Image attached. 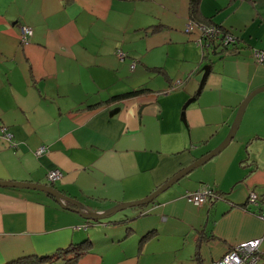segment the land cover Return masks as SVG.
<instances>
[{"label":"crops","instance_id":"crops-1","mask_svg":"<svg viewBox=\"0 0 264 264\" xmlns=\"http://www.w3.org/2000/svg\"><path fill=\"white\" fill-rule=\"evenodd\" d=\"M188 4L0 0V181L52 186L83 213H101L144 199L220 144L245 96L264 86L254 58L264 51V0H201L202 20L236 38L204 54L197 29L183 30ZM22 27L31 29L26 44ZM132 90L142 93L111 99ZM53 169L62 177L50 182ZM175 184L97 221L45 192L0 186V264H211L256 238L264 252V90L227 147ZM204 186L222 199L188 201ZM85 240L69 260L63 250Z\"/></svg>","mask_w":264,"mask_h":264},{"label":"built area","instance_id":"built-area-1","mask_svg":"<svg viewBox=\"0 0 264 264\" xmlns=\"http://www.w3.org/2000/svg\"><path fill=\"white\" fill-rule=\"evenodd\" d=\"M192 20H189L185 26V32L190 33L193 29L199 30L198 39L196 40V45L204 48H209L215 46V42L221 48H227L234 44L235 37L231 35L222 33L216 26L204 25V24H194ZM22 36L21 42L26 44L31 36V29L28 27L21 28ZM255 57L259 62H264V53L254 51ZM119 55V51L116 52V56ZM135 62L131 63V68L134 67ZM4 137L7 141H11V135L5 133ZM46 151L44 146H41L37 150V154H42ZM62 174L58 169L50 170L47 173V179L50 182L61 179ZM213 196L212 190L204 186L202 189L195 192L188 193L187 199L194 205L199 206L204 203L208 197ZM249 201H256V195L251 193L249 196ZM258 218L264 222V208L257 214ZM261 239L247 240L238 243L235 246L229 248V250L220 259L215 260L212 264H255L261 255V252L257 250Z\"/></svg>","mask_w":264,"mask_h":264},{"label":"water","instance_id":"water-1","mask_svg":"<svg viewBox=\"0 0 264 264\" xmlns=\"http://www.w3.org/2000/svg\"><path fill=\"white\" fill-rule=\"evenodd\" d=\"M202 85H203V83L200 85L199 89L201 88ZM263 90H264V86L256 88L244 99V101L242 103H240V105L237 109L235 118L231 124L230 130H229L227 136L224 138V140L220 144H218L215 148L210 150L207 154L203 155L202 157L198 158L197 160H195L194 162H192L191 164H189L188 166L183 168L181 171H179L177 174H175L173 177H171L167 182H165L163 185H161L159 188H157L154 192H152L150 195H148L144 199L136 200L133 202L121 203V204H118L117 206L111 208L110 210H107V211L101 212V213L90 212L87 209L85 210V213H83L82 212L83 207L81 205H79L78 202L64 196L61 192L57 191L52 186L33 184V183H25V182H9V181H0V186L18 187V188H25V189L38 190V191L45 192V193L49 194L50 196H52L62 206L66 207V205H64L63 202L69 203L73 207H75L76 209H74V210L76 212L80 213V215L82 217H84L85 219L96 220V221L101 220V219L107 217L108 215H110L114 212L123 210L127 207L138 206V205H147L148 203L152 202L161 192H163L164 190H166L167 188H169L170 186H172L173 184L178 182L181 178H183L185 175H187L192 170L198 168L199 166L204 165L206 162H208L210 159H212L213 157L218 155L222 150H224L225 147H227V145L233 139V137H234V135L238 129L239 123L241 121V117L243 115V112H244V109H245V106H246L248 100L255 93H258V92L263 91ZM198 92H199V90H198ZM66 208L72 209V207H70L69 205H67Z\"/></svg>","mask_w":264,"mask_h":264},{"label":"trees","instance_id":"trees-1","mask_svg":"<svg viewBox=\"0 0 264 264\" xmlns=\"http://www.w3.org/2000/svg\"><path fill=\"white\" fill-rule=\"evenodd\" d=\"M201 0H189V4H188V15H189V19L192 20V21H195L197 23H204L206 24L202 18H201V13L199 11V3H200ZM225 30V29H224ZM21 44H23L21 41H20ZM235 44V42H234ZM233 44V45H234ZM201 47V46H200ZM203 49V47H202ZM139 93H142V90H132V91H129V92H125V93H122V94H119V95H116L114 97H112L111 99H124V98H128V97H131V96H135ZM212 189V188H211ZM213 190V189H212ZM255 194V193H254ZM219 195H221L217 190H213V198H216V197H220ZM250 195V194H249ZM248 195V196H249ZM256 195V194H255ZM222 199V198H221ZM256 199H257V195H256ZM151 203V202H150ZM232 207H237V205H234V204H231ZM239 207V206H238ZM264 208V207H263ZM262 208V209H263ZM258 217V216H257ZM152 234V232H149L148 234H146L145 236H143V239H146L147 237H149L150 235ZM256 239H261L262 238H256ZM253 240V239H252ZM247 241V240H246ZM243 242V241H242ZM261 242V241H260ZM260 245V243H259ZM259 245H258V248L257 250L259 252H261L259 250ZM89 246V243L88 241H83V242H80L78 244H76V246H73L72 248L70 249H67V250H63V252L66 251V253L70 252L71 253V258L69 260H74L75 258H77L78 256L82 255L83 252H85L87 250ZM232 247V245L229 246V248ZM229 248L226 250V252L229 250ZM225 252V253H226ZM224 253V254H225ZM63 254V253H62ZM223 254V255H224ZM223 255L221 257H223ZM261 255L264 256V252H261ZM260 256V259H262L263 257ZM220 257V258H221ZM55 256H40L38 258V262H47L49 259H54ZM219 258V259H220ZM260 259L255 263L257 264ZM54 260H59L57 258H55ZM65 261L67 259H64ZM34 262V259L31 258V257H26V258H23V259H19V260H14L12 262H9V263H6V264H33Z\"/></svg>","mask_w":264,"mask_h":264},{"label":"rangeland","instance_id":"rangeland-1","mask_svg":"<svg viewBox=\"0 0 264 264\" xmlns=\"http://www.w3.org/2000/svg\"><path fill=\"white\" fill-rule=\"evenodd\" d=\"M190 20V19H189ZM194 24H199V23H197V22H193ZM201 24H204V23H201ZM205 25V24H204ZM206 25H212V26H216L222 33H226V34H229V35H231L233 38H234V35H232L229 31H227V30H223L222 29V27L221 26H219V25H215V24H211V23H206ZM186 26V25H185ZM184 32H185V27H184ZM182 30V31H183ZM193 32V31H192ZM197 32L199 33V30L197 29ZM185 33H187V32H185ZM235 41H236V38H235ZM233 45V44H232ZM215 46L216 47H219V48H221L220 46H218V43L217 42H215ZM199 47V49H200V51L204 54L205 52H207V49L208 48H204L203 47V49H202V47H200V46H198ZM210 51V50H209ZM208 51V52H209ZM255 51H259V52H263L264 53V51L263 50H258V49H256ZM119 55L120 56H118L117 55V58H118V60L119 61H123L125 58H126V54L125 53H123L122 51H119ZM203 58H204V56H203ZM199 59H200V56H199ZM212 62H214L215 60L214 59H212L211 60ZM202 66H204V64L202 65ZM130 67H131V65H130ZM175 88V87H174ZM173 88V89H174ZM170 90H172V89H170ZM239 131H241V129L239 130ZM224 140V139H223ZM185 177V176H184ZM178 184V183H177ZM180 184V183H179ZM179 184L177 185V186H179ZM209 186V185H208ZM174 188H176V184L173 186V187H171V188H169V190H172V189H174ZM216 201H218V200H216ZM255 202L256 201H248V204L250 203V204H255ZM207 203V202H206Z\"/></svg>","mask_w":264,"mask_h":264},{"label":"bare ground","instance_id":"bare-ground-1","mask_svg":"<svg viewBox=\"0 0 264 264\" xmlns=\"http://www.w3.org/2000/svg\"><path fill=\"white\" fill-rule=\"evenodd\" d=\"M256 52H258V51H256ZM254 58H255V60H256L257 62H259V61L257 60V58L255 57V55H254ZM259 63H264V62H259ZM261 87H262V86H261ZM254 90H255V89H254ZM251 92H252V91H251ZM251 92H250V93H251ZM250 93H249V94H250ZM249 94H247V96H248ZM255 94H256V93H255ZM255 94H254V95H255ZM247 96H245V98H246ZM245 98H244V99H245ZM251 98H252V97H251ZM251 98H250V99H251ZM244 99L242 100V102L244 101ZM250 99H249V100H250ZM249 100H248V101H249ZM242 102H241V103H242ZM247 103H248V102H247ZM246 105H247V104H246ZM245 107H246V106H245ZM234 118H235V117H234ZM231 124H232V123H231ZM230 127H231V126H230ZM187 166H188V165H187ZM184 168H185V167H184ZM181 170H182V169H181ZM181 170H180V171H181ZM177 173H178V172H177ZM177 173H176V174H177ZM185 176H186V175H185ZM172 177H173V176H172ZM167 181H168V180H167ZM167 181H166V182H167ZM162 185H163V184H162ZM159 187H160V186H159ZM159 187H158V188H159ZM209 188H210V187H209ZM210 189H211V188H210ZM211 190H212V189H211ZM153 192H154V191H153ZM194 192H195V191H194ZM212 192H213V190H212ZM189 193H191V192H189ZM149 195H150V194H149ZM187 195H188V193H187ZM187 195H186V196H187ZM145 198H146V197H145ZM209 200L216 201V200H221V198H218V197H217V198H213L212 196H210V197L207 198V200H206L204 203H206V202L209 201ZM204 203H202V204H204ZM239 243H240V242H239ZM237 244H238V243L233 244L232 246H235V245H237ZM61 259H62V258H61ZM214 261H215V260H214ZM214 261H212L211 264H212Z\"/></svg>","mask_w":264,"mask_h":264}]
</instances>
